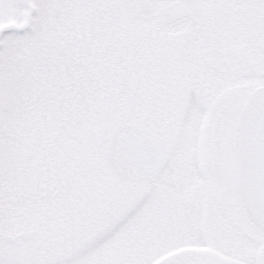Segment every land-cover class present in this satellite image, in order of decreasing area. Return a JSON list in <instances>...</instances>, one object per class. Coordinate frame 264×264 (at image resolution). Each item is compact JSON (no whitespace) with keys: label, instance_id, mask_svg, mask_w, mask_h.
I'll return each mask as SVG.
<instances>
[{"label":"snow or ice","instance_id":"1","mask_svg":"<svg viewBox=\"0 0 264 264\" xmlns=\"http://www.w3.org/2000/svg\"><path fill=\"white\" fill-rule=\"evenodd\" d=\"M0 264H264V0H0Z\"/></svg>","mask_w":264,"mask_h":264}]
</instances>
